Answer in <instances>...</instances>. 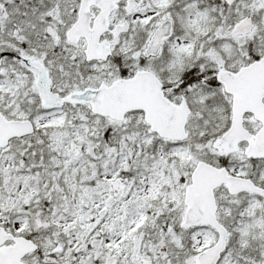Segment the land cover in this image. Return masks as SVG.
I'll return each instance as SVG.
<instances>
[{
	"label": "snow or ice",
	"instance_id": "obj_1",
	"mask_svg": "<svg viewBox=\"0 0 264 264\" xmlns=\"http://www.w3.org/2000/svg\"><path fill=\"white\" fill-rule=\"evenodd\" d=\"M0 264H264V0H0Z\"/></svg>",
	"mask_w": 264,
	"mask_h": 264
}]
</instances>
